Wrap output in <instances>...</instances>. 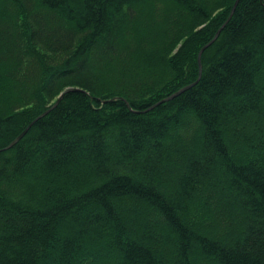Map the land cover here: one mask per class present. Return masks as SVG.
<instances>
[{
  "label": "trees",
  "instance_id": "obj_1",
  "mask_svg": "<svg viewBox=\"0 0 264 264\" xmlns=\"http://www.w3.org/2000/svg\"><path fill=\"white\" fill-rule=\"evenodd\" d=\"M236 1L0 0V264H264V0Z\"/></svg>",
  "mask_w": 264,
  "mask_h": 264
},
{
  "label": "water",
  "instance_id": "obj_2",
  "mask_svg": "<svg viewBox=\"0 0 264 264\" xmlns=\"http://www.w3.org/2000/svg\"><path fill=\"white\" fill-rule=\"evenodd\" d=\"M240 0H237L234 7H233V10L231 12V15L228 19L227 22L230 21L231 17L233 16L235 10H236V7L238 5ZM226 22V23H227ZM226 23L218 30V32L216 33L215 37L208 43L206 44L199 52V55H198V60H199V69H200V73H199V78L198 80L193 83V84H190L182 89H180L179 91L175 92L174 94H172L171 96L161 100L160 102L156 103L155 105H153L151 108H149L148 110L146 111H149V110H152L154 109L155 107L161 105L162 103H165V102H168L174 98H176L177 96L181 95L182 93H184L185 91H187L188 89L192 88L193 86H195L201 79L202 77V72H203V67H202V62H201V58H202V54L204 53V51L210 47L220 36V33L222 32V30L224 29V27L226 26ZM75 90H78V89H75V88H68L66 89L63 93H61V95L59 96L57 102L54 104V106L49 110L51 111L52 109H54L55 107H57L59 105V103L61 102L62 98L64 97V95L66 93H68L69 91H75ZM112 101V100H110ZM104 103H106L107 101H103ZM49 111L45 112L44 114H42L39 118H37L36 120H34L8 147L5 148V150H9L11 149L12 147H14L26 134L27 132L29 131V129L32 127V125L40 118L44 117ZM142 112V111H140Z\"/></svg>",
  "mask_w": 264,
  "mask_h": 264
}]
</instances>
